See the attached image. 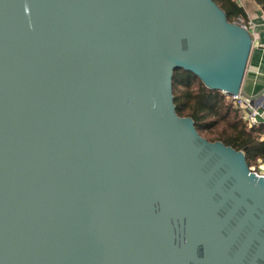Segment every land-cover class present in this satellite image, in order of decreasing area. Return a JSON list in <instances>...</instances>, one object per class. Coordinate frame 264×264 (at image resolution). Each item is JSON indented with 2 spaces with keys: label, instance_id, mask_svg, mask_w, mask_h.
<instances>
[{
  "label": "water",
  "instance_id": "1",
  "mask_svg": "<svg viewBox=\"0 0 264 264\" xmlns=\"http://www.w3.org/2000/svg\"><path fill=\"white\" fill-rule=\"evenodd\" d=\"M213 0H0V264H264V176L174 104L240 93Z\"/></svg>",
  "mask_w": 264,
  "mask_h": 264
},
{
  "label": "trees",
  "instance_id": "2",
  "mask_svg": "<svg viewBox=\"0 0 264 264\" xmlns=\"http://www.w3.org/2000/svg\"><path fill=\"white\" fill-rule=\"evenodd\" d=\"M228 21L245 13L236 0H213ZM264 10V0H256ZM172 89L176 112L191 117L198 133L209 141H220L236 150H244L247 165L256 169L264 161V125L249 126L231 98L220 90L207 88L192 72L175 69Z\"/></svg>",
  "mask_w": 264,
  "mask_h": 264
},
{
  "label": "crops",
  "instance_id": "3",
  "mask_svg": "<svg viewBox=\"0 0 264 264\" xmlns=\"http://www.w3.org/2000/svg\"><path fill=\"white\" fill-rule=\"evenodd\" d=\"M245 13V20L250 23L248 31L252 37L248 61L241 88L252 97L251 103L259 110V123L264 125V10L256 0H236ZM264 139V136L261 137ZM257 168H264V161Z\"/></svg>",
  "mask_w": 264,
  "mask_h": 264
},
{
  "label": "built area",
  "instance_id": "4",
  "mask_svg": "<svg viewBox=\"0 0 264 264\" xmlns=\"http://www.w3.org/2000/svg\"><path fill=\"white\" fill-rule=\"evenodd\" d=\"M234 23H236L237 25L245 28V29H249V27L251 26L250 23L247 20H244L241 17H238L235 21H233ZM231 98V100L234 103V106L239 109L241 116L243 118V120L249 125H257L259 123L258 117L260 116V112L258 109H256L253 104L251 103V101L245 97L244 95L237 93L235 95L229 96ZM251 169V168H250ZM252 171H254L257 175H261L264 176V168L260 169V168H252Z\"/></svg>",
  "mask_w": 264,
  "mask_h": 264
}]
</instances>
